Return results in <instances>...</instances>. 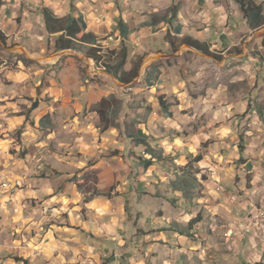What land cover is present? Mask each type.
Wrapping results in <instances>:
<instances>
[{
  "label": "crops",
  "instance_id": "obj_1",
  "mask_svg": "<svg viewBox=\"0 0 264 264\" xmlns=\"http://www.w3.org/2000/svg\"><path fill=\"white\" fill-rule=\"evenodd\" d=\"M131 1L136 5L137 1ZM173 1L180 2L170 0ZM192 1V5L186 9L188 13L181 8L179 20L166 26L170 29V35L205 43L200 33H208L213 29L220 44L206 43L211 46V51L225 53L239 47L242 50L240 55H228L225 63L247 58V45L264 55L261 36L258 31L248 30L234 0ZM258 1L264 4V1ZM0 2L5 3L0 8V32L8 42H21L27 52L24 59L32 63L24 65L18 61L16 68L12 70L5 62L0 70V264H264V224L261 230L258 227L250 235H239L235 230L238 223H234H241L244 218L257 215H261L264 222V215L259 214L264 212V67L253 57H249L245 60V65L226 71V84L245 82L246 90L244 94L236 93V100L227 99L224 111L218 117L215 116V120L225 122L224 125L206 133L190 134L186 139L178 133L176 126L168 129L171 136L163 137L160 145L159 142L152 143V148L161 149L164 157L174 158L179 168L185 167L190 159L201 157V161L194 164L200 177L194 179L193 195L190 193L185 196L183 187L186 183L183 186L176 183L175 188L170 187L167 182L169 174L160 168V199L155 200L160 202L156 205L160 208V220L149 219L148 225L143 218L141 225L140 208L144 202H148L150 195L144 193L146 196L140 198L135 189H128L113 198L91 199L80 209L83 211L82 218L76 212H71L74 215L72 220L67 218L64 223H59L58 220L54 225L49 223L48 229L43 231L42 224L48 220L44 217L43 209H52L50 218L57 219L59 214L67 213L73 201L77 207L82 198L71 186L64 194H56L50 187H37V181L49 183L53 181V177L58 182L68 180L70 177L62 175L60 168L70 164L77 168L85 166L90 159L80 160L77 164H69L66 159L61 161L62 165L59 164L58 168L49 157L46 142L37 144L32 139L43 134L38 135L36 129L28 127L25 116L21 114L23 106L30 108L23 97L34 100L48 98L51 103L66 101L63 88L58 82L63 69L60 71L56 66L61 57H56L47 65L37 62V58H44L48 38L52 42L55 39L48 37L44 31L39 12L41 7L53 9L58 16L81 15L88 31L102 40V45L111 42L107 48L120 46L122 40L117 35L116 27L119 20H123L129 29L125 40L128 59L135 55L142 56L143 52L151 50V38L163 34L166 31L163 25L170 20L168 18L154 26L156 24L151 22V18L145 21L143 17L136 15L130 17L129 9L137 5L126 0L122 3L120 0H80L81 9L71 3L69 9L65 10L68 0ZM58 5L61 9L57 8ZM28 8L35 12L29 13ZM39 28L44 34H36L35 30ZM111 35L115 39L110 38ZM161 43L168 47L166 41ZM156 48L163 49L161 46ZM128 65L125 67L126 71H129L126 69L130 68ZM65 67L78 72L72 64H65ZM38 91H42L39 96ZM170 93L173 94L174 91ZM249 95L253 102L262 106L263 114H258L255 108H249ZM102 99L104 98H100V101ZM90 102V99L87 100L88 106L91 105ZM41 105V109L45 110L44 104ZM51 110L48 104L45 112L36 118L35 127L44 116L52 117ZM53 125L55 126L54 119L51 127ZM17 130L24 131L21 136L26 142L22 143L24 147L21 150L27 154V159L14 161L15 157L9 156L8 150L13 145L12 137ZM98 133H101L99 129L98 132L94 130L92 138L98 136ZM53 134L52 131L45 135L46 139ZM90 142L95 143L94 139ZM33 152L36 153L32 154ZM38 154L41 159L37 158ZM55 157L57 158L56 155ZM122 163L123 157L119 164ZM35 167H46L52 174H47L42 179L31 178L27 171ZM153 168L155 167L152 166L147 171L150 172ZM145 176L139 181L143 185L142 189L152 182L151 178ZM4 183L12 186L9 189L17 187V192L11 194L9 189L2 186ZM68 191L69 197L73 192L77 197L71 200L68 196H63ZM36 201L41 203L40 206H33ZM126 204L132 209L129 214L125 211ZM53 220L50 222H54ZM191 221L195 223L189 227Z\"/></svg>",
  "mask_w": 264,
  "mask_h": 264
},
{
  "label": "rangeland",
  "instance_id": "obj_2",
  "mask_svg": "<svg viewBox=\"0 0 264 264\" xmlns=\"http://www.w3.org/2000/svg\"><path fill=\"white\" fill-rule=\"evenodd\" d=\"M123 1L120 0V3ZM126 1L132 4L135 3L131 0ZM135 1H137V6L134 4L136 7L129 9V15L130 17H132V15L143 17L145 21H149L152 16H164L172 5L177 6L178 21L181 8L184 9V12L188 13L186 9L187 7L189 8L193 2L192 0H178L180 2L177 3L174 1L170 2V0ZM21 2H24V0H21ZM71 3H74L75 6L81 9L80 0H68L67 7H65L64 10L69 9ZM116 6L119 10L118 4H116ZM57 8L61 9L60 5H58ZM165 23L163 27L166 28V31L163 34L151 38V50L143 52L144 54L142 56L135 55L133 58L128 59V64L130 65L128 66L131 68L132 65L139 62L142 58L138 76L129 84L120 83L106 73L97 70L91 60L87 61L86 57L78 52L70 51L68 54L60 56V61L56 63V66L59 67L60 71L63 69V73L60 74L58 82L63 88L62 91L64 92L66 101L57 100V102L51 103V100L48 98L37 99L39 101V109L29 115V120L26 122V125L31 127V122L35 125L36 118L41 116L48 107V104H50L52 108L50 127L54 119L55 126L53 125L51 127L54 134L51 138L47 137V139L45 135L32 139L35 140L37 144H45L46 142V150L48 151L49 157L58 165V168L60 167L59 164H61V161H65L66 159L69 164H77L80 160H90L85 166H78V168L75 167L74 164H70L68 167L63 165L64 168H60V170L63 171L62 175L65 174L70 177L68 180H61V182H58L55 180L56 177H53V181L49 183H44L42 180L37 181V187H50L56 194L59 192L64 194L67 192L68 187L71 186L78 191L82 198L80 204L77 206L78 208L73 201V203L69 205L67 213L59 214V218L57 219L55 217L50 218L53 213L51 211L52 209L48 208L47 211L43 209L44 217L48 219L42 224L41 229H43V231L48 229L47 225L53 219L54 222L58 220L57 222L59 223L66 222L67 218L72 220L74 215L72 216L71 212H76L79 218H82L83 211L80 209H82L83 204L86 203L85 199H95L99 197L105 199L113 198L115 195H119V192L125 193L128 189H135L140 198L146 196L144 193H149L150 195L148 202H144L140 208L142 216V219H140L141 225H143V218L146 219V224L148 225H150L149 219H153L152 221L160 220V208L156 207L160 202L155 201L156 199H160V168L164 170L166 174H169L167 182L170 187L174 186L175 188L176 183H181V186H183V183L186 181V185L183 187L185 196L190 193L192 195L195 194V192H192L194 179L197 180L200 176L194 172V169L182 171V167L179 168L176 166L178 164L174 158L171 156L164 157V152L161 154L162 161L153 164L155 167L153 168L154 170L144 172L136 159L139 156L146 157L143 153L145 147L143 145L137 146L136 143L138 141L134 139V136L137 131H141L143 135L146 136L147 143L150 146L153 142H159L160 145V141L163 137L171 136V132H168V129H173L176 126H178L175 128L178 133L183 135V139H186L190 134H196L198 132L206 133L213 128H219L224 125L225 122L220 123L215 120V116L218 117L220 113L224 111L223 108H225L226 101L235 99L236 93L244 94V90H246L245 82L242 84H226V71L237 66L245 65V60L249 57H253L261 67H264V55L255 49L252 50V47H249V45H247V58L244 59V57H242L227 61V63H225V61L228 55L241 54L242 50L240 47L230 49L225 53H223L224 51H217L216 53L222 58L220 61L213 60L207 56L204 57L205 55L188 49L186 45L177 46L176 51L172 52L169 45L168 47H164L161 42H165V35L170 31L166 26H168V24L169 26L173 25L174 21H166ZM190 27L195 28L194 26ZM35 32L37 35L44 34L41 28L37 29V31L35 30ZM258 35L261 36L262 43L264 44V29L259 30ZM170 37L175 39L176 45L178 40L181 39L172 35H170ZM200 37L205 43L216 44L218 46L220 44L219 37L213 29L208 33L202 31ZM110 38L115 39L114 35ZM5 39L6 44H3L0 40V65L6 62L8 67L13 70L16 68L17 62L27 55V52L21 42L13 44L12 42H8L6 37ZM110 43L111 42L107 43V45H110ZM107 45L103 44L102 46L106 49ZM157 46H161L163 49H157ZM110 48H119V46ZM22 50L26 52V55ZM59 54L60 52L54 53L52 51H46L44 58H37V62L47 65L46 63L54 60ZM65 64L74 65L78 69V72L65 69ZM151 67H154L152 79L157 75L159 77V81H156L153 87L148 86L144 81L145 74ZM130 68L126 69L130 70ZM177 84L182 85H180V87H175ZM173 87L175 88L173 89ZM171 91H174V93H170ZM37 94L38 96L41 95L42 91H38ZM160 95L165 97L166 103L178 104V106L174 108V111L170 112L171 117H168L160 111L158 105V97ZM109 96H113L114 101L107 106L109 108L106 111L113 112V109H115V111L117 110L116 116L113 117L112 115L111 118L108 119V125H112L113 128H109L107 131L101 132L100 134L98 133V136L92 138L94 130L98 132V129H104L105 127L104 122L102 123L100 118L97 114H94L93 111L99 108L96 104L100 101V98ZM88 98L91 101L90 106H88L89 104L87 103V100L89 101ZM247 99H249V108H255L258 114H263L262 106L253 102L251 95H249ZM23 100L31 107L30 101L34 99L23 97ZM41 104H44L43 107L45 110L41 109ZM29 109L23 106L21 114L27 115ZM22 130H24V128H22ZM22 130L15 131L16 134L14 133L12 137L13 145L8 150L9 156L15 157L14 161L23 158L27 159V154H24V152H22L23 150H21L24 147L22 143L26 142L25 138L21 136L24 132ZM82 137H85L84 140L81 139ZM0 139H2L1 135ZM48 139H50V142ZM91 139H94L95 143H91ZM94 146L96 147L94 148ZM156 146L157 145H155V147ZM155 149L160 151L158 148ZM82 150L84 152H80ZM35 153L36 152H33L32 154ZM121 154H123V156H120ZM159 155L160 152L158 153V156ZM121 157H123V163L119 164ZM37 158L41 159V156L38 154ZM129 158L131 160H129ZM0 162H2L1 158ZM160 163L162 165H160ZM24 171L26 170L24 169ZM27 172L30 173L31 178L34 179L46 178L47 174H52L46 167L43 169L35 167L29 169ZM144 175H146L145 177L151 178L152 182H149L150 184L146 186L145 189H142L143 185L141 186L139 181ZM158 181L159 183L157 184ZM2 186L5 188L4 184ZM10 188H12V186H10ZM13 189L17 192V187ZM196 191L198 195V186H196ZM50 193L51 192H49V194ZM72 194L73 195L69 197L70 191H68V193L63 196H68L69 199L73 200L76 195L75 192ZM40 204L41 203L36 201V204L33 203V206H40ZM65 204L67 203L65 202ZM125 211L129 214L132 212V209L126 204ZM129 218L131 219V217ZM234 223L239 224L240 222Z\"/></svg>",
  "mask_w": 264,
  "mask_h": 264
},
{
  "label": "trees",
  "instance_id": "obj_3",
  "mask_svg": "<svg viewBox=\"0 0 264 264\" xmlns=\"http://www.w3.org/2000/svg\"><path fill=\"white\" fill-rule=\"evenodd\" d=\"M237 4L243 20L246 24V27L251 32H257L259 30L264 29V4L260 3L258 0H234ZM5 3L0 2V8ZM27 11L29 13H34L35 10L32 8H28ZM41 19L44 25V31L48 37H54L53 42L50 38H48L46 51H52L54 53H59L63 51H74L84 55L87 59L91 60L95 66V68L99 71H102L109 75L110 77L116 79L120 83L129 84L131 81L137 78L138 70L141 63V60L136 64L132 65L129 71L125 70L126 65L128 64V49L125 44V40L129 35L128 26L123 22V20H119L116 32L118 33L121 41L119 48H104L101 45L102 40L98 39V37L88 31L87 25L81 15L73 16V14H68L64 16H58L55 14L54 10L42 6L40 9ZM178 9L176 5H172L168 12L160 19L159 17H151V22L156 24H160L164 22V20L168 19L170 21H177ZM156 18V19H155ZM159 21V23H157ZM148 26V25H147ZM152 26V25H151ZM113 37V35H111ZM0 40L3 44H6V39L0 32ZM175 39L170 37V33L166 34L165 41L168 43L172 52H175L177 46L186 45L192 48L199 54H203L213 60L220 61L222 58L220 55L216 54L214 51H211V46L206 43H201L197 40H193L191 38L183 37L178 40L176 45ZM19 57V56H17ZM20 58V57H19ZM22 64L28 65L32 64L26 61L24 58L20 60ZM1 66V65H0ZM154 67H151L147 70L144 81L148 84V86L153 87L156 81H159L158 75L152 79V71ZM159 74V72H158ZM154 80V81H153ZM154 82V84H153ZM114 101L113 96H109L104 98L98 104L99 108L96 109L95 113L100 118L101 122L105 124L104 129H99L100 132L107 131L109 128H113L112 125H108V119L113 115L116 116L117 110L113 109V112L106 111L111 102ZM31 107L25 116V122L29 119V115L34 113L39 109V101L31 100ZM158 105L160 107V111L163 112L168 117H171L170 109L178 106V104H171L165 102V97L160 95L158 97ZM106 108V109H105ZM33 129H36L38 135H48L52 132V128L50 127V116L46 115L39 121L37 127H35L34 123H30ZM134 139L138 142L136 145H143L145 147L144 155L146 157L139 156L136 161L140 164V167L144 171H147L148 168L152 167L153 164L158 161H162L161 154L163 151H157L152 148L146 140V136L143 135L141 131H137ZM160 155L158 156V153ZM201 161V157L197 156L194 159H191L187 162L185 167L182 168V171L186 169L193 170L196 174H198V170H195L194 164H197ZM196 181V180H195ZM194 181V182H195ZM186 182V181H185ZM184 182V183H185ZM183 183V184H184ZM185 186V185H184ZM199 187V185H197ZM91 199H85V202H89ZM50 225H54L55 222H49ZM48 223V224H49ZM195 221L189 222L188 226L191 227Z\"/></svg>",
  "mask_w": 264,
  "mask_h": 264
},
{
  "label": "built area",
  "instance_id": "obj_4",
  "mask_svg": "<svg viewBox=\"0 0 264 264\" xmlns=\"http://www.w3.org/2000/svg\"><path fill=\"white\" fill-rule=\"evenodd\" d=\"M4 185H5V189H9V184L4 183ZM9 190L11 193L15 192L13 189H9ZM259 214L264 215V212L259 213ZM263 224H264V222H259V224H251V221H246V222H242V225H236L235 230L239 235H250V227L251 226H259V228L261 230V227L263 226ZM233 233H234V231H233Z\"/></svg>",
  "mask_w": 264,
  "mask_h": 264
},
{
  "label": "bare ground",
  "instance_id": "obj_5",
  "mask_svg": "<svg viewBox=\"0 0 264 264\" xmlns=\"http://www.w3.org/2000/svg\"><path fill=\"white\" fill-rule=\"evenodd\" d=\"M246 221H251V224H259V222L263 221V217L261 215H257V216H250L247 217L246 219H244L242 222H246ZM242 222L239 223L238 225H242ZM259 226H251L250 227V234L253 233L254 231H256L258 229Z\"/></svg>",
  "mask_w": 264,
  "mask_h": 264
},
{
  "label": "water",
  "instance_id": "obj_6",
  "mask_svg": "<svg viewBox=\"0 0 264 264\" xmlns=\"http://www.w3.org/2000/svg\"><path fill=\"white\" fill-rule=\"evenodd\" d=\"M187 48L193 51L192 48H190V47H188V46H187ZM22 51H23L24 54L26 55V52H25L24 50H22ZM68 53H69V51H63V52H60V54L58 55V57H59V56H62V55H65V54H68ZM204 57H206V56H204ZM86 60H87V61H90V60L87 59V58H86Z\"/></svg>",
  "mask_w": 264,
  "mask_h": 264
}]
</instances>
